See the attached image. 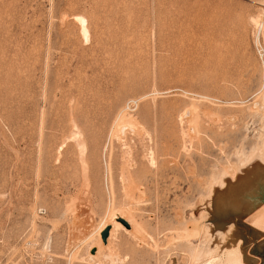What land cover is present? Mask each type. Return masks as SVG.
I'll use <instances>...</instances> for the list:
<instances>
[{
  "label": "rangeland",
  "instance_id": "rangeland-1",
  "mask_svg": "<svg viewBox=\"0 0 264 264\" xmlns=\"http://www.w3.org/2000/svg\"><path fill=\"white\" fill-rule=\"evenodd\" d=\"M262 16L264 0H0V264H195L231 224L262 264L255 208L229 204L252 190L216 185L264 129ZM124 109L136 130L109 141ZM110 211L144 234L89 250Z\"/></svg>",
  "mask_w": 264,
  "mask_h": 264
},
{
  "label": "bare ground",
  "instance_id": "bare-ground-1",
  "mask_svg": "<svg viewBox=\"0 0 264 264\" xmlns=\"http://www.w3.org/2000/svg\"><path fill=\"white\" fill-rule=\"evenodd\" d=\"M75 21L79 24V26L81 28L80 33H81L82 37L85 40H88L89 32L87 29L86 20L83 17L77 16V17H75ZM251 22L253 23L254 27L256 28V36H255L256 42H254V43L257 44L258 43V37L264 31L263 16L260 19L258 17L255 19H252ZM263 65H264V63H263ZM146 97H148V96H146ZM139 101H140V99H139ZM137 102H138V100L136 101V103ZM191 109H193V108H191ZM253 109L256 110V112L257 111L264 112V87L262 88V92L260 93L259 99L254 102ZM188 113H189V110L184 111L181 115V119L188 116ZM113 123L114 124H113L112 130L110 132L109 141L111 140V138L114 135L116 137L120 138L121 136H123L125 134V131L127 129L136 130V128H134L135 121L132 119V117L125 115V109L120 112V114L116 118L115 122H113ZM193 131H194V129H193ZM193 131H192V133H193ZM262 131L263 132H262V134H260L258 143L256 144L255 148L253 150L250 149V151H252L250 154L245 155L242 151H238V152L236 151L235 152V155L237 156V163H234V164L231 163L232 164V165L230 164L231 166L228 164L230 166L229 169L227 168L228 171L224 172L223 176L221 175L222 177L219 179L218 184H216V185L219 189L217 194H219V192H222V190L224 191L226 189H228V191L231 190V192H232L233 188L232 189H229V188H231L232 185H235V186H236V184L238 185V183L244 185L245 191H247V190L251 191L252 190L250 192L251 193L250 195H248L245 191L243 192L244 194L246 193L245 195H247V197L250 196L249 199L245 198V197H243V198L238 197V199H237V198L233 197V195H232V197L236 199L235 201H232L231 199H229L232 197H229L228 200L232 201V202L229 201L230 202L229 204H231V206H230L231 210L230 211L236 210L237 213L239 211H240V213H244L247 210L250 211V209L255 208L254 212L246 220V225H244V226L250 228V230L253 232V234L258 239L261 238L263 240L264 239V197L257 200L256 199L257 197L255 196V195L260 194V193L262 194V191H264V129ZM80 142H82V141H80ZM79 147H80V153H81V155H83V153L86 149V146L84 143H79ZM151 161H152V164H154L153 163L154 160L152 158H151ZM83 165H84V163H83ZM228 184H229V188H228ZM214 185L212 186L213 190L212 191L210 190L211 191L210 195H212V196H214L213 193L215 192V190H217L215 188L216 186L214 187ZM230 185H231V187H230ZM236 187L238 188V186H236ZM239 190H240V188H239ZM239 190L237 191L238 195H239V193L242 192V191L239 192ZM228 191H226V192H228ZM228 193H227V196H228ZM242 194L239 196L241 197ZM254 196L256 198H254ZM224 198H226V197H224ZM208 199H209V196H208ZM214 201L217 202V200H214ZM227 202L228 201H226V204H227ZM213 203H215V202H213ZM218 203L219 202H217V204ZM206 204H208V203H206ZM221 205H223V204H221ZM228 207H229V205H228ZM208 208H209V206H208ZM222 208H223V206H222ZM224 208H226V206ZM209 209H208V211H209ZM226 211H224V212H226ZM204 214H202V215H204ZM209 215H210V213H209ZM121 221L125 222L127 224V226L125 224H123ZM196 225H194L193 227H196ZM213 226H210L208 228H205V227L203 228V231H204L206 237L210 236L211 228H214ZM108 227L110 228L109 239L111 238L113 233L116 231H122V232H125L127 234H133L135 236L141 235L143 233L142 228L133 220L132 217H130V215L126 216L122 212L112 211L111 213L108 214L107 217L105 215L104 220H102L100 222V224H98L97 228L95 229L94 234L97 237V242L94 245H92L89 248V250H92V249L99 250L102 248V246L100 244V237H101L102 232H104V230H106V228H108ZM192 229L193 230H190V231L186 229L187 231L184 232L185 233L184 237H186L188 239L189 238L190 239L195 238L198 235V231L200 229L199 230L194 229V228H192ZM216 234L219 237V241L217 240L218 242H217L216 246L214 247V249H210V248L208 249L207 248L208 250L202 251L203 249L199 250L198 248L193 247L194 249L192 251V254H193V258L196 260L195 264H249L250 263V257L252 258V256L248 253V250L243 248L242 241H241L242 239L239 238L240 235L238 236V232H237L236 226H234V224L227 226L222 231H217ZM90 237H88L86 240H89ZM184 237H182V238H184ZM109 239H107V240L109 241ZM108 241L106 244H104L102 242L103 248L108 247ZM93 252H92V254H90V256L92 258H97L99 255V252L96 251V252H94L95 254Z\"/></svg>",
  "mask_w": 264,
  "mask_h": 264
},
{
  "label": "water",
  "instance_id": "water-1",
  "mask_svg": "<svg viewBox=\"0 0 264 264\" xmlns=\"http://www.w3.org/2000/svg\"><path fill=\"white\" fill-rule=\"evenodd\" d=\"M121 222L127 226V224H126L125 222H123V221H121ZM109 232H110V228L108 227V228H106V230H104V232H102V234H101V239H102V242H103L104 244L107 243V239L109 238ZM93 253H94V252H93ZM262 264H264V261H263Z\"/></svg>",
  "mask_w": 264,
  "mask_h": 264
},
{
  "label": "built area",
  "instance_id": "built-area-1",
  "mask_svg": "<svg viewBox=\"0 0 264 264\" xmlns=\"http://www.w3.org/2000/svg\"><path fill=\"white\" fill-rule=\"evenodd\" d=\"M256 51H257L258 56L262 59V57H263V53H264V52H263L261 46H259V47L256 49Z\"/></svg>",
  "mask_w": 264,
  "mask_h": 264
}]
</instances>
